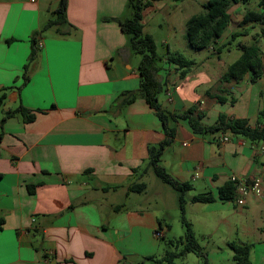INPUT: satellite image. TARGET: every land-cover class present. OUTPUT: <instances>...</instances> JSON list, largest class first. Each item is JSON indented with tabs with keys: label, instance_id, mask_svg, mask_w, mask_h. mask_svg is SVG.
Segmentation results:
<instances>
[{
	"label": "crops",
	"instance_id": "crops-1",
	"mask_svg": "<svg viewBox=\"0 0 264 264\" xmlns=\"http://www.w3.org/2000/svg\"><path fill=\"white\" fill-rule=\"evenodd\" d=\"M58 1L0 0V264H164L149 258H162L171 248L162 240L181 238L184 229L177 191L147 167L148 147L166 135L139 93L140 60L120 28L131 17L128 0H67L68 26L58 27L64 36L57 27L43 29ZM149 1L145 9L155 7L172 21L196 5L178 0L170 10L164 0ZM248 2L229 7L223 33L207 49L188 47L185 23L195 14H181L179 41L167 38L165 53L156 56L164 96L157 99L172 115L167 127L173 130L159 165L191 186L184 216L207 264H236L230 243L249 245V264H264V143L195 132L178 117L191 108L189 117L203 127L214 126L220 115L251 127L259 123L264 23L240 26L246 11H262L259 0L254 10L246 9ZM228 37L241 39L232 44ZM253 44L260 49L261 75L221 82L241 54L239 45ZM171 52L194 62L183 78L166 61ZM19 107L32 119L7 115ZM231 176L258 178L260 195L248 194L242 206L220 200L218 189ZM139 183L143 191L128 192ZM203 193L214 201L190 202ZM180 258V264H201L193 253Z\"/></svg>",
	"mask_w": 264,
	"mask_h": 264
},
{
	"label": "trees",
	"instance_id": "trees-1",
	"mask_svg": "<svg viewBox=\"0 0 264 264\" xmlns=\"http://www.w3.org/2000/svg\"><path fill=\"white\" fill-rule=\"evenodd\" d=\"M178 1V0H177ZM248 0H207L202 4L203 11L199 14L192 15L185 23V38L187 45L191 50L207 49L215 43L225 29L229 15L227 13L231 5L237 3H246ZM128 7L131 10V17L120 22V28L127 36L129 50L134 55L141 57L138 65V74L140 78L139 93L150 109H152L163 124V130L166 138L156 146H149L147 167L162 182L170 185L178 193V210L180 223L184 229L183 236L176 240L168 242V247L175 249L181 246L178 251L166 250L160 259L149 258L156 263L176 264L177 258L184 256L186 253L195 254L201 264H207L206 255L203 249L197 243L191 230L190 224L184 216L185 198L184 195L191 189L187 183H179L168 175L159 165L160 156L165 147L170 143L173 130L167 127V119L171 115L162 110L158 103L157 96L162 92L163 85L157 75L159 67L155 53V43L149 34L143 32L141 24L142 11L150 5L149 0H128ZM67 0H59L56 9L53 12V19H50L43 27L48 29L57 27L58 35H65V31L59 30L60 26H68L65 18ZM258 6L261 8L260 13L246 11L240 21V26L264 23V0H259ZM239 34H233L232 37ZM240 56L230 64L221 77V82L239 81L246 73H252V80L258 78L262 73L261 53L256 44L251 46L239 45ZM166 61L176 65L180 70L179 77L183 78L188 69L194 65L192 60L186 59L181 53L171 52L166 55ZM4 91V90H0ZM4 98V93L0 95V102ZM134 99V95H128L125 102L128 103ZM220 101V99H219ZM192 109L189 108L185 113L178 117L187 119L188 124L195 132H229L234 136H240L249 142L264 143V126L258 128L264 121V111L259 113V123L251 127L246 120L235 119L227 120L220 115L214 126L203 127L198 123V118H191L189 115ZM21 114L26 120H31L33 115L28 113L22 107L7 113V115ZM172 116V115H171ZM145 189L144 183L133 184L128 187V192H141ZM235 187L232 182H227L218 189V198L223 201H234ZM214 201L211 193L198 194L191 197V203H210ZM230 249L233 252V260L236 264H249L248 254L250 246L247 244L230 243Z\"/></svg>",
	"mask_w": 264,
	"mask_h": 264
},
{
	"label": "rangeland",
	"instance_id": "rangeland-1",
	"mask_svg": "<svg viewBox=\"0 0 264 264\" xmlns=\"http://www.w3.org/2000/svg\"><path fill=\"white\" fill-rule=\"evenodd\" d=\"M203 0H193V3L196 4L190 9H185L184 11H179L175 14V20H166L164 19L163 12L161 10H157L155 7L147 8L143 10V14H145L143 18V32L150 34L155 42L156 46V56L161 57L163 53L166 51V45L163 43L167 38L170 39L171 43H173V39H177L179 41V32L182 27H184V22L182 20L181 14H199L203 11L202 6L200 3ZM258 0H249L248 4L245 5L247 10H254L256 9V3ZM163 4L169 7V9L175 8V6H178L180 3L177 0H164ZM174 12H170L168 14H173ZM54 18L53 14L51 18ZM52 18V19H53ZM172 21V22H171ZM171 27L174 28V30L171 29ZM54 28V27H53ZM241 38H236L235 40H232V38L228 37V41L232 44L237 43ZM180 49V48H179ZM133 58L137 61L141 59L139 55H133ZM164 98L163 93H161L160 99ZM180 220V219H179ZM173 231L174 233L179 231V226L177 225V222L173 224ZM199 243V242H198ZM162 246L165 248V246L168 247V242L165 240H162L161 242ZM200 244V243H199ZM200 245H203L202 243ZM170 248V247H169ZM181 246L179 248L175 249L174 247H171V251H178L180 250ZM182 261L181 258L175 259L176 264H180Z\"/></svg>",
	"mask_w": 264,
	"mask_h": 264
},
{
	"label": "built area",
	"instance_id": "built-area-1",
	"mask_svg": "<svg viewBox=\"0 0 264 264\" xmlns=\"http://www.w3.org/2000/svg\"><path fill=\"white\" fill-rule=\"evenodd\" d=\"M37 45L41 47L42 44L38 43ZM262 126H264V121L260 125H258V128H261ZM223 141H227V138H223ZM229 182H232L235 187L234 203L238 206H242L245 203V198L248 194L252 193L256 196H259L261 193L260 181L258 178L245 180L242 178L231 176ZM154 235L155 237H160L161 233L157 231L154 233Z\"/></svg>",
	"mask_w": 264,
	"mask_h": 264
}]
</instances>
